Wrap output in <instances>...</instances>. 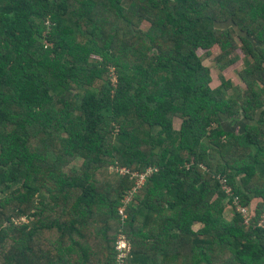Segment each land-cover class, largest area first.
Masks as SVG:
<instances>
[{
	"label": "trees",
	"instance_id": "trees-1",
	"mask_svg": "<svg viewBox=\"0 0 264 264\" xmlns=\"http://www.w3.org/2000/svg\"><path fill=\"white\" fill-rule=\"evenodd\" d=\"M263 216L264 0H0V264H264Z\"/></svg>",
	"mask_w": 264,
	"mask_h": 264
},
{
	"label": "rangeland",
	"instance_id": "rangeland-1",
	"mask_svg": "<svg viewBox=\"0 0 264 264\" xmlns=\"http://www.w3.org/2000/svg\"><path fill=\"white\" fill-rule=\"evenodd\" d=\"M150 27V25L149 24H147L146 23V25L144 26V28L145 29H148ZM218 49L217 48H215L214 49V54H216V53H218ZM205 63H207V64H209L211 67H212V77H213V80H212V86L213 87H216V86H218L219 85V83H220V78H219V75H218V73H219V69H218V67L214 64V55H212L211 56V58L210 59H208V60H206V62ZM237 67V68H236ZM240 68V63H238L236 66H234V67H230V68H228L226 71H225V73H227V76L228 77H230L233 81H234V83L235 84H240L242 87H245V85H244V83L242 82V80L240 79V77H239V75H238V69ZM224 121H226L225 122V124H228V123H230L231 122V119H228V118H225V120ZM244 126V122H236V123H234L233 124V127H235L236 129H241V127H243ZM119 144V143H118ZM81 164H82V159L80 158V159H77V160H75L71 165H70V167L72 168V167H80L81 166ZM66 169H68V167L66 168ZM124 175V174H123ZM139 192V191H138ZM137 192V193H138ZM135 197V196H134ZM134 197H132L130 194H128V195H126V197L124 198V200H123V202H124V205L123 206H121L120 207V213L123 215V218H125L126 216H127V212L125 211L126 210V208H127V206H128V204L130 203V204H134L136 201L133 199ZM234 207H233V213H234ZM227 212H226V210H225V215H227L226 214ZM228 215H229V213H228ZM199 227V225H196V228H198ZM125 236V235H124ZM126 237V236H125ZM122 238H123V235H120L119 236V238H118V246L120 247V255H124V256H126L127 254H128V252L130 251V249H131V245H130V242L128 241V242H121L122 241ZM123 253V254H122ZM119 254H118V257H119ZM123 264H124V262H123Z\"/></svg>",
	"mask_w": 264,
	"mask_h": 264
},
{
	"label": "built area",
	"instance_id": "built-area-1",
	"mask_svg": "<svg viewBox=\"0 0 264 264\" xmlns=\"http://www.w3.org/2000/svg\"><path fill=\"white\" fill-rule=\"evenodd\" d=\"M112 170H115L121 174H127V173H131V178L135 179V184L134 187L132 188V190H130L129 194L134 197L135 194L141 189V187L146 183V180L148 178L149 175H151L153 168H149L144 172H131L129 168L126 167H114L112 168ZM222 184H223V188L227 190V192H230L231 189L230 187L226 184V179H222ZM234 206L236 208L237 211H239L240 213L243 214V216L245 217V223L248 225V217L250 216V210L248 207L246 206H242L239 202V198H236L234 201ZM260 227L264 229V216L260 222ZM119 242V241H118ZM121 242H128V240L126 239V237L123 235L122 241ZM117 248L119 250L120 247L117 245ZM123 254V253H122ZM125 256L120 255L118 257V263L119 264H123V258Z\"/></svg>",
	"mask_w": 264,
	"mask_h": 264
},
{
	"label": "crops",
	"instance_id": "crops-1",
	"mask_svg": "<svg viewBox=\"0 0 264 264\" xmlns=\"http://www.w3.org/2000/svg\"><path fill=\"white\" fill-rule=\"evenodd\" d=\"M226 217L228 218V219H231L232 217H233V215H234V213H233V206H231L230 204L227 206V208H226ZM228 213H229V215H228Z\"/></svg>",
	"mask_w": 264,
	"mask_h": 264
}]
</instances>
